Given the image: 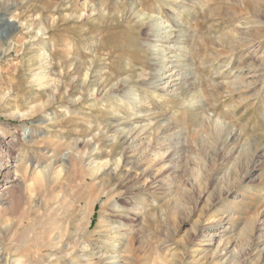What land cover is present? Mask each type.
<instances>
[{"label":"rangeland","instance_id":"374dc122","mask_svg":"<svg viewBox=\"0 0 264 264\" xmlns=\"http://www.w3.org/2000/svg\"><path fill=\"white\" fill-rule=\"evenodd\" d=\"M0 12V264H264V0Z\"/></svg>","mask_w":264,"mask_h":264},{"label":"bare ground","instance_id":"6f19581e","mask_svg":"<svg viewBox=\"0 0 264 264\" xmlns=\"http://www.w3.org/2000/svg\"><path fill=\"white\" fill-rule=\"evenodd\" d=\"M16 6V5H15ZM11 8V7H10ZM5 9V8H4ZM11 11V10H10ZM5 12V11H4ZM1 13V12H0ZM7 13V12H6ZM0 17H6L5 15H2V16H0ZM2 20V19H1ZM2 22H3V20H2ZM4 22H5V19H4ZM11 25V22H7V20H6V22H5V25ZM12 26V25H11ZM166 26V25H165ZM164 26V27H165ZM152 32V31H151ZM170 64V63H169ZM166 65V64H165ZM162 67H164V66H161V68ZM169 67H171L170 65H169ZM166 69V68H165ZM167 70V69H166ZM166 70H164V71H166ZM178 72V71H177ZM160 73H162V72H160ZM157 74V73H156ZM169 74V73H168ZM171 74V73H170ZM173 74V73H172ZM154 75V74H153ZM163 75V74H162ZM165 75V74H164ZM156 76V75H155ZM154 76V77H155ZM166 76H168L167 78H166V80L168 81V80H170V79H172V75H166ZM157 77V76H156ZM160 78H161V76H160ZM155 80V79H154ZM158 81H161V80H158ZM164 82V81H163ZM155 82H153V84H154ZM159 82H157L156 84H158ZM167 83H169V82H167ZM166 84V83H165ZM172 84V83H171ZM161 85H162V82H161ZM155 86V85H154ZM159 87V86H158ZM158 87H156V88H158ZM173 87V86H172ZM125 140V139H124ZM136 142V141H135ZM81 143V142H80ZM129 143V142H128ZM90 146V145H89ZM132 149V148H131ZM90 150V149H89ZM7 160V159H6ZM91 160V159H90ZM95 163V162H94ZM108 163V162H107ZM96 164V163H95ZM134 164V163H133ZM94 165V164H93ZM5 166V167H4ZM3 168H1L0 169V188H2V184H4V185H7L8 183H10V184H14L16 181H17V179H18V174H17V172H18V170H15V171H13V172H10V171H8L7 169H8V167L6 166V165H3L2 166ZM135 167V166H134ZM16 168V167H15ZM106 168V167H105ZM108 168V167H107ZM116 168V167H115ZM114 168V169H115ZM119 168V167H118ZM104 170V169H103ZM106 170V169H105ZM108 171V170H107ZM150 173V172H149ZM211 226H209V225H206V226H203L200 230H199V233H200V235H201V237H202V239H201V241L200 242H208V243H210V242H212L213 241V236H211V234H210V230H211ZM224 251H226V249H224L223 250V252L219 255L220 257L219 258H221L223 255H224ZM4 256V255H3ZM225 256V255H224ZM116 257V256H115ZM119 257H116V259H118ZM9 259V258H8ZM116 259H115V261H116ZM222 259V258H221ZM99 260H102V259H100L99 258ZM107 260V259H106ZM114 260V259H113ZM108 264V263H107ZM109 264H110V262H109Z\"/></svg>","mask_w":264,"mask_h":264}]
</instances>
